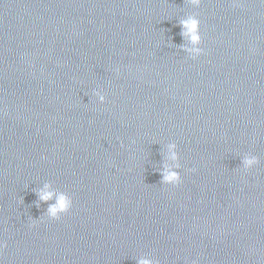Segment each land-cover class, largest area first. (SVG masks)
<instances>
[{
  "label": "water",
  "instance_id": "obj_1",
  "mask_svg": "<svg viewBox=\"0 0 264 264\" xmlns=\"http://www.w3.org/2000/svg\"><path fill=\"white\" fill-rule=\"evenodd\" d=\"M45 182L72 198L58 220ZM0 245V264H264V0H0Z\"/></svg>",
  "mask_w": 264,
  "mask_h": 264
},
{
  "label": "clouds",
  "instance_id": "obj_2",
  "mask_svg": "<svg viewBox=\"0 0 264 264\" xmlns=\"http://www.w3.org/2000/svg\"><path fill=\"white\" fill-rule=\"evenodd\" d=\"M201 0H191V4L194 7H198ZM179 26L181 28V35L188 40L187 45H182V51L186 52L193 59L199 57L203 53V49L200 47L202 42V36L200 34V20L196 15H188L179 21ZM96 96L100 103L105 101V96L97 91ZM179 153L177 151L176 143L167 144V163L164 164L163 170L161 171V183L165 185L178 186L181 183V174L178 169L181 168L179 163ZM258 164V158L251 155H246L244 157L243 165L245 170L252 169ZM38 203H46L47 209L45 214L48 218L53 220H58L62 214H66L72 208V198L65 192L55 191L52 189V184L50 182H45L43 187L37 192ZM2 247V245H0ZM137 264H158V261L147 258L140 257L137 260Z\"/></svg>",
  "mask_w": 264,
  "mask_h": 264
}]
</instances>
